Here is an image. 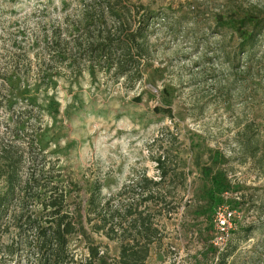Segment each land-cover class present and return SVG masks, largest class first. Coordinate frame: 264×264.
I'll return each instance as SVG.
<instances>
[{
  "label": "rangeland",
  "instance_id": "1",
  "mask_svg": "<svg viewBox=\"0 0 264 264\" xmlns=\"http://www.w3.org/2000/svg\"><path fill=\"white\" fill-rule=\"evenodd\" d=\"M120 1L130 11L113 16L97 0H0V145L20 148L33 133L40 135L43 151H25L23 178L31 163L39 175L51 168L72 205L86 201L94 185L101 187L102 200L117 204L119 192L136 177L158 180L154 157L164 150L192 173L186 201L191 185H202L193 166L196 153L203 163L218 153L234 186L227 197L240 204L232 211V229L221 233L215 220L213 228L203 224L202 235L186 237L181 208L164 220L165 238L152 246L148 264H220L227 247L232 256L225 264H264V33L251 58H240L239 38L216 27L219 18L263 17L264 0ZM142 7L159 11L143 44L145 59L132 53L142 62L143 79L116 80L114 71L91 67L93 56L74 38L86 47L109 36L124 39L138 28ZM69 41L73 55L55 63L64 48L57 44ZM11 78L15 86L2 87ZM18 91L34 97V105L21 99L6 105ZM51 102L57 105L52 111ZM157 107L171 108L173 118L157 114ZM32 209L34 218L41 217L39 203ZM7 225L0 264H35L32 234L19 233L13 218ZM94 237L118 255L116 242ZM70 243L76 258H84L80 239Z\"/></svg>",
  "mask_w": 264,
  "mask_h": 264
},
{
  "label": "trees",
  "instance_id": "2",
  "mask_svg": "<svg viewBox=\"0 0 264 264\" xmlns=\"http://www.w3.org/2000/svg\"><path fill=\"white\" fill-rule=\"evenodd\" d=\"M97 2L104 13L109 12L113 16L130 11V6L120 0ZM137 14L138 28L134 33H124V39L120 37L115 40L109 36L108 41L88 44L87 47L76 38L73 43L93 56L89 59L91 67L114 71L116 80L130 81L134 76L137 81L142 80L139 70L142 62L132 53L135 50L145 59L148 50L143 44L152 23L159 17V11L142 7L137 9ZM216 27L239 38L235 52L240 58L247 55L251 58L264 33V16L229 20L219 18ZM123 31L120 29L119 33ZM70 43L57 44V47L64 48L62 52H57L55 63L73 55L74 49L67 47ZM71 64L75 66L76 61L72 60ZM17 82L11 78L2 87L9 86L10 89V84L14 87ZM47 82L53 83V77L49 76ZM20 99L34 105V97L24 91L9 95L6 105L11 107L18 104ZM56 108L53 102L48 106L50 111ZM155 112L173 118L171 108L157 107ZM22 130L25 132L26 125ZM33 147L43 151L37 133H33L31 141L20 148L0 145V238L8 230L7 221L10 218L17 220L18 232H28L33 236L34 241L30 246L36 249L34 255L39 258L35 264H148L152 246H161L165 238L164 220L180 214L181 208L180 230L186 237H192L197 233L202 235L203 224L213 228L221 208L227 207L234 211L240 207L236 200L227 197V194L235 192L234 186L227 173L220 168L225 161L218 153L209 154L206 163L196 153L193 166L202 185L196 188L194 182L191 185L194 189L192 198L186 201L185 194H188L187 186L192 173L182 167L179 156L172 160L170 151L164 150L154 157L159 172L158 180L145 174L136 177L119 192L117 204L111 199L102 200L101 187L94 185L88 189L89 198L86 201L80 200L72 205L69 201L70 191L57 179L59 177L54 175L51 168L47 171L42 169L39 175L31 163L27 177L23 178V169L28 160L25 151ZM72 186L76 191L79 190L76 184L72 183ZM35 203L42 206L41 217L34 218L32 215ZM95 235L116 242L118 255L112 256L106 245L96 241ZM72 238L80 239L87 252L84 258H76L71 248ZM228 248L222 254L220 264H225L232 256Z\"/></svg>",
  "mask_w": 264,
  "mask_h": 264
},
{
  "label": "built area",
  "instance_id": "3",
  "mask_svg": "<svg viewBox=\"0 0 264 264\" xmlns=\"http://www.w3.org/2000/svg\"><path fill=\"white\" fill-rule=\"evenodd\" d=\"M234 212L230 211L227 207H223L217 213L216 221L221 233H227L232 229V216Z\"/></svg>",
  "mask_w": 264,
  "mask_h": 264
}]
</instances>
